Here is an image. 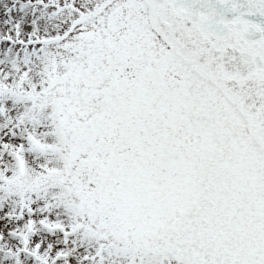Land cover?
<instances>
[{
	"label": "snow or ice",
	"instance_id": "1",
	"mask_svg": "<svg viewBox=\"0 0 264 264\" xmlns=\"http://www.w3.org/2000/svg\"><path fill=\"white\" fill-rule=\"evenodd\" d=\"M0 264H264V0H0Z\"/></svg>",
	"mask_w": 264,
	"mask_h": 264
}]
</instances>
